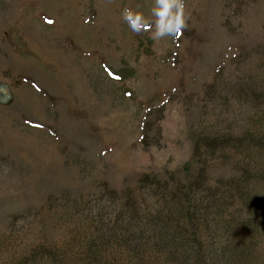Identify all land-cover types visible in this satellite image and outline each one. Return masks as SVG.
Returning a JSON list of instances; mask_svg holds the SVG:
<instances>
[{
  "label": "rangeland",
  "instance_id": "374dc122",
  "mask_svg": "<svg viewBox=\"0 0 264 264\" xmlns=\"http://www.w3.org/2000/svg\"><path fill=\"white\" fill-rule=\"evenodd\" d=\"M186 3L188 28L156 41L121 16L153 0H0V264H84L90 211L137 194L151 210L152 174L197 169L201 135L264 129V0ZM226 150L207 162L216 189L243 167ZM115 245L104 256L131 259Z\"/></svg>",
  "mask_w": 264,
  "mask_h": 264
},
{
  "label": "trees",
  "instance_id": "16d2710c",
  "mask_svg": "<svg viewBox=\"0 0 264 264\" xmlns=\"http://www.w3.org/2000/svg\"><path fill=\"white\" fill-rule=\"evenodd\" d=\"M260 118L264 119V112ZM223 133L208 132L201 135L203 141H195L193 160L202 154L204 158L194 171L180 168L167 175L152 174L147 184L158 203L150 205L151 210H145L137 194L131 202L121 201L113 218L103 214V205L90 211L93 230L87 237L84 264H151L144 261L145 253L151 251L160 256L158 261L155 255V264H257L254 245L264 231V219L251 207L262 196L264 166L259 156L264 155V129L251 124ZM200 147H204L202 153ZM226 149L235 152L234 157L240 158L237 164L243 167L235 177L219 178L221 188L216 183V189L207 181V162ZM234 199L245 209L231 210ZM111 243L131 259L104 256ZM54 259L62 264L55 254Z\"/></svg>",
  "mask_w": 264,
  "mask_h": 264
},
{
  "label": "clouds",
  "instance_id": "9594fccd",
  "mask_svg": "<svg viewBox=\"0 0 264 264\" xmlns=\"http://www.w3.org/2000/svg\"><path fill=\"white\" fill-rule=\"evenodd\" d=\"M121 16L132 32L147 31L159 41L179 37L189 26L190 14L186 0H153L149 16L130 7L124 8Z\"/></svg>",
  "mask_w": 264,
  "mask_h": 264
}]
</instances>
